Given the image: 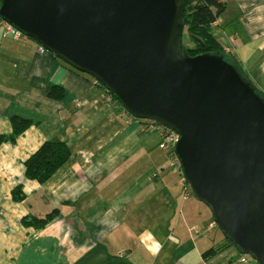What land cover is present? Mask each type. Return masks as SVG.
Returning <instances> with one entry per match:
<instances>
[{"label": "crops", "instance_id": "0c3cea01", "mask_svg": "<svg viewBox=\"0 0 264 264\" xmlns=\"http://www.w3.org/2000/svg\"><path fill=\"white\" fill-rule=\"evenodd\" d=\"M227 1L216 32L264 93V0ZM39 46L4 35L0 22V135L11 133L12 118L32 122L16 141L0 144V197L9 193L0 233L15 223L25 229L26 215L60 210L8 264H231L240 258L232 247L203 260L224 234L215 232L212 211L160 148L154 123L114 111L95 80ZM54 86L61 99L50 97ZM52 140L66 141L71 158L47 183L28 180L24 162ZM20 184L26 200L18 203L11 191Z\"/></svg>", "mask_w": 264, "mask_h": 264}, {"label": "water", "instance_id": "95a60500", "mask_svg": "<svg viewBox=\"0 0 264 264\" xmlns=\"http://www.w3.org/2000/svg\"><path fill=\"white\" fill-rule=\"evenodd\" d=\"M184 0H0V18L178 135L193 196L264 264V98L223 56H191Z\"/></svg>", "mask_w": 264, "mask_h": 264}, {"label": "trees", "instance_id": "16d2710c", "mask_svg": "<svg viewBox=\"0 0 264 264\" xmlns=\"http://www.w3.org/2000/svg\"><path fill=\"white\" fill-rule=\"evenodd\" d=\"M227 2V0H184L186 10L185 17L182 21L185 24L184 36H188L192 42V47L184 46L191 56L205 53L223 56L227 62L232 64L238 70L242 78L246 82L250 83L256 92L264 98V93L252 81L251 77L245 71L238 58L225 47L220 35L216 32L215 23L226 12ZM52 56L54 55L52 54ZM96 83L104 90L105 101L106 97L112 96V99L109 101V103L113 106L114 111H124L129 114L123 108L121 103L110 92H108L102 84L97 81ZM63 95L64 93L60 87H52L50 91V97L52 99H61ZM10 123L12 131L10 134L0 135V144L4 142L16 141L19 135L32 127V122L17 117L12 118ZM71 155L72 152L70 146L66 141H45L24 162L25 176L28 180L41 185L45 184L60 168H62L68 162V160L71 158ZM11 198L14 202L18 203L24 202L26 200V194L23 185H17L12 189ZM206 205L209 206L208 204ZM59 215V209H54L44 217L26 215L22 219V223L25 228H32L35 232H39L52 224ZM232 247H236V249H238V251L242 254L241 249L237 247L231 239L224 235V239L211 249L204 252L202 258L204 261L208 262L213 258L220 256L222 253ZM256 264L258 263L256 262Z\"/></svg>", "mask_w": 264, "mask_h": 264}, {"label": "rangeland", "instance_id": "374dc122", "mask_svg": "<svg viewBox=\"0 0 264 264\" xmlns=\"http://www.w3.org/2000/svg\"><path fill=\"white\" fill-rule=\"evenodd\" d=\"M183 43L187 47H192V42L190 41L188 36H183ZM4 197H9V193H7L6 195L1 194L0 208H6L5 207L6 203H3ZM28 203H32V201H28ZM201 204L203 205V207H205L207 211H211L210 207L207 206L205 203L201 202ZM8 211L10 212L9 207H8ZM26 213L30 214L28 212ZM19 226L20 225H17L15 223L14 226H10L12 229L10 230L9 233H0V264H8V262L12 260L13 256H15L16 259H19L22 254L23 245L28 243L32 238L35 237L36 233H38V231L35 232L32 228H25L31 231L29 233L32 235L28 236V234L27 235L25 234L26 230L23 227H19ZM215 232L222 234V231L219 227ZM247 257H248L247 264H256L255 259L252 256L247 255Z\"/></svg>", "mask_w": 264, "mask_h": 264}, {"label": "built area", "instance_id": "2783aa9c", "mask_svg": "<svg viewBox=\"0 0 264 264\" xmlns=\"http://www.w3.org/2000/svg\"><path fill=\"white\" fill-rule=\"evenodd\" d=\"M0 22L2 23V27L4 30V35H13V36H18V37H24L27 38L25 35H23L21 32H19L17 29H15L12 25L9 23L3 21L0 18ZM38 51L40 53H46V49L42 46H39ZM112 99V96L106 97V101H110ZM154 127L160 131L161 134V143H160V148L164 153H166L174 166L175 169L182 171L181 163L179 161V158L175 152V147L176 144L179 140V137L177 134L172 132L170 129L154 124ZM183 174V173H182ZM184 181L187 182L185 176ZM188 183V182H187ZM247 256L242 255L240 258H238L236 261L232 262L231 264H246L247 262Z\"/></svg>", "mask_w": 264, "mask_h": 264}, {"label": "clouds", "instance_id": "9594fccd", "mask_svg": "<svg viewBox=\"0 0 264 264\" xmlns=\"http://www.w3.org/2000/svg\"><path fill=\"white\" fill-rule=\"evenodd\" d=\"M245 256H247V255H245Z\"/></svg>", "mask_w": 264, "mask_h": 264}]
</instances>
